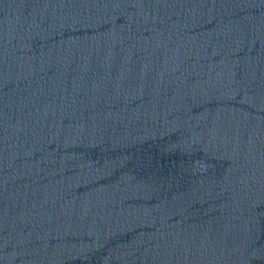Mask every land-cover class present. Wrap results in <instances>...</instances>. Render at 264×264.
<instances>
[{"label": "water", "instance_id": "water-1", "mask_svg": "<svg viewBox=\"0 0 264 264\" xmlns=\"http://www.w3.org/2000/svg\"><path fill=\"white\" fill-rule=\"evenodd\" d=\"M0 264H264V0H0Z\"/></svg>", "mask_w": 264, "mask_h": 264}]
</instances>
